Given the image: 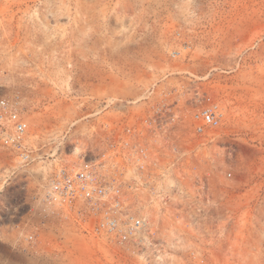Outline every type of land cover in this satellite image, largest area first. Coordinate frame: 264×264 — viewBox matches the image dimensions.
I'll list each match as a JSON object with an SVG mask.
<instances>
[{
    "label": "rangeland",
    "instance_id": "374dc122",
    "mask_svg": "<svg viewBox=\"0 0 264 264\" xmlns=\"http://www.w3.org/2000/svg\"><path fill=\"white\" fill-rule=\"evenodd\" d=\"M185 73L209 77L195 86L222 116L198 165L208 199L153 211L143 238L120 245L36 225L41 173L0 168V264H264V0H0V99L43 137L87 145L104 103ZM59 231L62 253L43 235Z\"/></svg>",
    "mask_w": 264,
    "mask_h": 264
},
{
    "label": "built area",
    "instance_id": "2783aa9c",
    "mask_svg": "<svg viewBox=\"0 0 264 264\" xmlns=\"http://www.w3.org/2000/svg\"><path fill=\"white\" fill-rule=\"evenodd\" d=\"M184 75L176 77L174 89L154 82L135 101L104 103L87 145L77 138L67 143V130L43 137L14 99L1 98L0 168L7 175L30 166L43 177L32 225L54 223L76 235L126 245L158 222L153 213L172 203H194L196 192L206 191L208 199L211 171L198 165L211 159L210 130L222 116L211 91L195 86L209 77ZM62 155L75 161L65 162ZM67 231L43 235L62 253L58 244Z\"/></svg>",
    "mask_w": 264,
    "mask_h": 264
}]
</instances>
